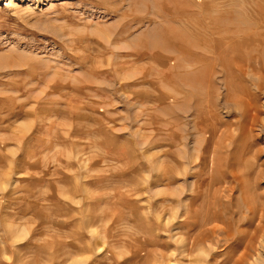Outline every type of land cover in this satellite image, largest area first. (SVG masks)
I'll use <instances>...</instances> for the list:
<instances>
[{
    "label": "rangeland",
    "instance_id": "1",
    "mask_svg": "<svg viewBox=\"0 0 264 264\" xmlns=\"http://www.w3.org/2000/svg\"><path fill=\"white\" fill-rule=\"evenodd\" d=\"M258 72L264 0H0V264H264Z\"/></svg>",
    "mask_w": 264,
    "mask_h": 264
},
{
    "label": "bare ground",
    "instance_id": "2",
    "mask_svg": "<svg viewBox=\"0 0 264 264\" xmlns=\"http://www.w3.org/2000/svg\"><path fill=\"white\" fill-rule=\"evenodd\" d=\"M211 20V19H210ZM234 20V19H233ZM227 26L228 27H232L233 26V21H232V19H228L227 18ZM224 24H226V22L224 23ZM226 35H224V33L222 34V33H220V34H218V33H216V34H214V35H208V38H205V39H201V38H195L194 37V39L193 40H195L197 43H202V44H204V42H205V44L206 43H209L208 45L210 46V49L209 50H211L212 52H214V53H217L219 50H221V49H224V50H226V49H230V50H233V49H235V48H237V45L239 44V43H244V36H240L239 38H238V36H236V35H233V33H232V35H230L229 33H228V35H227V32L225 33ZM207 35V34H206ZM191 40H192V37L190 38ZM196 39H198V40H196ZM188 40V39H187ZM183 41V40H182ZM195 41H193V42H188L187 44H186V46H183V47H181V49L183 50H181L182 52H184L183 53V55L185 54V56H186V59H187V61H189L188 59H189V57L190 56H195L193 53H195L196 52V50H197V48H196V46H195V44L194 43H196ZM186 43V42H185ZM185 43H184V45H185ZM181 44V43H180ZM201 45V44H200ZM175 48V47H174ZM175 50V49H174ZM176 50H178V48L176 49ZM178 51H180V50H178ZM197 51H201V49L200 50H197ZM222 51V50H221ZM181 52V53H182ZM199 53V52H198ZM220 53V52H219ZM178 58V57H177ZM177 58L175 59L176 61H175V65H174V68L177 70L179 67H180V63H179V61H177ZM198 58V57H197ZM262 58V57H261ZM196 59V58H195ZM199 59V58H198ZM258 59V58H257ZM200 60V59H199ZM258 61H260V60H258ZM185 62H186V60H185ZM239 65V64H238ZM247 67V66H246ZM243 68V67H242ZM250 68V67H249ZM254 68V67H253ZM175 70V71H176ZM186 70V69H185ZM252 70V69H251ZM184 73V72H183ZM177 74H178V71H177ZM184 75V74H183ZM257 75V76H256ZM255 76V79H253L254 80V85H256V89H259V90H262V89H264V72L261 74V73H257ZM175 76H176V73H175ZM190 76V75H189ZM180 76H179V74H178V76H176V83H179L178 81H180V78H179ZM191 77V76H190ZM188 78H187V76H186V80H187ZM192 79V78H191ZM195 80V79H194ZM183 81V80H182ZM182 83V82H181ZM185 83V82H184ZM189 84V83H188ZM263 93V92H262ZM230 137V136H229ZM263 216V215H262ZM262 216L260 217V218H262ZM256 237V236H255ZM253 244H249V245H247V247H245L246 248V251H248V249H252L253 247ZM246 254H247V252L245 253V252H243V257H245L246 256ZM70 264H74V263H70Z\"/></svg>",
    "mask_w": 264,
    "mask_h": 264
}]
</instances>
